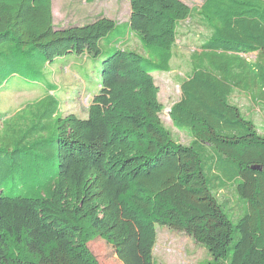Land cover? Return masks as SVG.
Here are the masks:
<instances>
[{
    "label": "trees",
    "instance_id": "trees-1",
    "mask_svg": "<svg viewBox=\"0 0 264 264\" xmlns=\"http://www.w3.org/2000/svg\"><path fill=\"white\" fill-rule=\"evenodd\" d=\"M130 6L128 26L147 54L125 48L103 59L88 116L61 114L48 93L27 104L36 113L22 123L18 143L0 140L1 175L23 165L29 171V164L40 170L49 155L57 171L37 196L0 193V264H100L89 244L101 237L113 238L120 264H155L157 223L191 237L218 262L264 264V135L231 101L236 89L264 92V0ZM195 17L208 35L170 116L218 152L216 169L239 180L246 209L236 223L210 188L199 150L176 140L161 117L153 73L171 71L180 24ZM116 26L99 17L57 27L53 0H0V90L11 77L28 80L30 69L39 75L70 56L101 55ZM254 52L253 62L243 57Z\"/></svg>",
    "mask_w": 264,
    "mask_h": 264
},
{
    "label": "rangeland",
    "instance_id": "rangeland-1",
    "mask_svg": "<svg viewBox=\"0 0 264 264\" xmlns=\"http://www.w3.org/2000/svg\"><path fill=\"white\" fill-rule=\"evenodd\" d=\"M182 1L196 8L201 7L205 2V0ZM53 13L58 24L70 22L81 24L99 17H109L115 20L117 26L101 41V55L83 57L79 60H58L55 64L48 65L39 75L36 74V70L30 69L28 80H23L20 76H15L13 79L11 77L12 80L1 87L0 140L3 144L9 136L17 143L21 140L19 129L22 123L29 119L33 120L36 113L33 108L26 109L27 104L35 103L48 93L59 99L61 114L76 113L86 118L89 106L100 89L103 59L117 49L125 48L147 54L139 35L132 32L128 26L131 14L130 0H53ZM207 35L208 32L197 17L182 22L175 55L171 61V71H155L153 76L160 87L159 99L164 105L161 115L164 124L176 140L183 144H192L199 150L210 188L218 195L221 203H225V211L236 223L244 214L243 208L246 209L245 201L235 190L239 180L234 174L216 169L218 152L211 146L195 142L192 133L177 128L170 116L172 106L182 97L181 85L193 72L195 54L201 53V44ZM256 56L255 52L243 55L252 62L255 61ZM48 84L54 85L55 88H49ZM252 90L256 93L251 92ZM248 92L236 89L231 101L242 108L247 118L256 121L259 132L264 135V92L257 89H250ZM22 109L25 110L21 111ZM13 122H16L17 126L9 127ZM51 131L49 127L47 134L50 135ZM47 137L51 141L54 136ZM17 143L14 145L15 148H22L23 142ZM39 153L43 154L41 151ZM43 161L45 166L40 170L29 164V171L23 165L25 171H20L18 168L17 172L0 174V193L23 191L28 196H37L57 174V171H53L55 164L51 155ZM156 229L155 264H227L224 261L214 260L206 248L184 233L159 223L156 224ZM113 243V238L101 237L89 244L100 264H120L115 259Z\"/></svg>",
    "mask_w": 264,
    "mask_h": 264
},
{
    "label": "crops",
    "instance_id": "crops-1",
    "mask_svg": "<svg viewBox=\"0 0 264 264\" xmlns=\"http://www.w3.org/2000/svg\"><path fill=\"white\" fill-rule=\"evenodd\" d=\"M54 14V13H53ZM54 16V15H53ZM54 24H55V26H57V27H66V26H69V25H78L79 23L78 22H70V23H66V24H62V23H57V21L55 20V16H54ZM81 24H84V23H81ZM84 57V55L83 56H70V57H67L66 59H69V60H71V59H75V60H79L80 58H83ZM85 57H87V56H85ZM66 59H64V60H66ZM62 60V59H61ZM56 63V62H55ZM54 63V64H55ZM48 65H52V64H48ZM47 65V66H48Z\"/></svg>",
    "mask_w": 264,
    "mask_h": 264
},
{
    "label": "water",
    "instance_id": "water-1",
    "mask_svg": "<svg viewBox=\"0 0 264 264\" xmlns=\"http://www.w3.org/2000/svg\"><path fill=\"white\" fill-rule=\"evenodd\" d=\"M253 169H262V166H253Z\"/></svg>",
    "mask_w": 264,
    "mask_h": 264
}]
</instances>
